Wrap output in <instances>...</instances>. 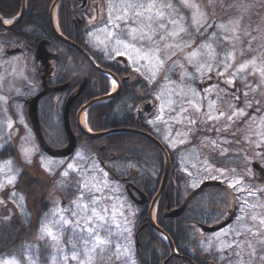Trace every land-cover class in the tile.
<instances>
[{
    "label": "rangeland",
    "instance_id": "rangeland-1",
    "mask_svg": "<svg viewBox=\"0 0 264 264\" xmlns=\"http://www.w3.org/2000/svg\"><path fill=\"white\" fill-rule=\"evenodd\" d=\"M92 8L90 46L125 58L155 87L148 123L178 153L188 188L218 181L233 193L228 211L237 206V219L204 248L225 264H264V188L252 173L253 163L264 168V0H97ZM6 51L0 45V152L13 146L18 162H0V227L14 212L27 217L15 186L20 166L38 159L46 174L77 175L84 190L71 209L57 196L45 216L49 264H135V210L124 187L80 151L67 160L43 154L24 106L38 92L34 59ZM38 252L37 243L0 264H41Z\"/></svg>",
    "mask_w": 264,
    "mask_h": 264
},
{
    "label": "trees",
    "instance_id": "trees-1",
    "mask_svg": "<svg viewBox=\"0 0 264 264\" xmlns=\"http://www.w3.org/2000/svg\"><path fill=\"white\" fill-rule=\"evenodd\" d=\"M55 1L26 0V13L20 22L10 29H5L0 24V45L7 49L14 46L25 49L50 37L53 38L50 11ZM88 1L89 11H93L92 6L97 0ZM22 4L23 0H0V19L2 21L16 20L21 13ZM79 6L77 0H61L57 7L60 32L66 38L71 36L74 30V20L81 13L78 11ZM88 16L90 21L88 19L83 21V27H88L89 22L97 19L98 14L91 12ZM60 44L62 43L56 37L53 46ZM32 49L35 48L32 47ZM92 58L100 69L118 78L122 89L114 99L95 104L88 109L87 125L95 135L113 134L102 139H90L77 129V113L83 107L110 95L111 83L82 57L73 58L75 60L70 65L62 56L58 66L59 76H72L73 79L62 78L55 83L69 84L67 96L61 94L60 96L63 97L59 100H56L58 95L48 96L39 105V117L43 129L53 127L62 142L50 144L44 132L46 141L51 148L56 150L67 147V137L63 129L64 105L68 97L74 96L84 79H87L84 92L76 100L70 112V125L77 138L78 151L91 160L103 163L107 172L115 179L128 180L151 202L158 195L163 182L166 166L163 154L154 143L144 137L116 132L132 130L154 135L144 117L143 108L154 101L156 89L142 77L135 76L129 67L113 68V61L102 55ZM125 78L129 80H124ZM39 84L37 80L38 91ZM140 114L143 115L142 118ZM163 145L170 162V175L156 208L157 225L171 240L180 256L193 259L199 264L203 261L215 260L210 259L209 255L202 256L204 252L199 247L200 233L195 224L209 226L219 224L232 204L233 193L227 187L207 189L190 204L180 218H166L168 212L177 210L183 205L188 196L185 187L188 183L181 173L177 161L178 153L171 151L165 144ZM8 160H18L17 151L13 146H7L0 152V162ZM39 165L36 159L32 166H20L21 173L15 191L25 200L27 217L24 219L18 212H14L8 222L0 227V257L23 259L27 248L38 243L40 263L49 264L52 248L45 242L40 243L45 216L51 210L57 196L61 197L64 205L71 209L74 202L83 194V185L77 175L70 174L69 177H63L61 170L52 175L46 174ZM148 210L149 205L145 208L138 207L137 217L140 219L143 215L147 218ZM140 245L138 264H164L170 259L171 249L151 227L141 233ZM215 256V261L222 263L219 261V254L216 253ZM184 262L182 259L175 258L168 264H183Z\"/></svg>",
    "mask_w": 264,
    "mask_h": 264
},
{
    "label": "water",
    "instance_id": "water-1",
    "mask_svg": "<svg viewBox=\"0 0 264 264\" xmlns=\"http://www.w3.org/2000/svg\"><path fill=\"white\" fill-rule=\"evenodd\" d=\"M60 0H56V2L54 3L52 9H51V14L52 12L54 11L55 7L59 4ZM80 3L82 4V8H85L86 5H87V0H80ZM25 15V0H23V8H22V13L20 15V18L19 20H21ZM52 17V15H51ZM1 25H3L5 28H11V27H6L2 22H1ZM55 32V35L56 37L66 43L67 45L69 46H72L74 47L75 49H77L79 52H81L82 56L98 71L100 72L101 74L103 75H107V76H110L112 77L115 82L119 85V90H121V86H120V83H119V80L114 77L112 74L110 73H107V72H104L103 70L99 69L95 64L94 62L92 61V59L90 58V56L88 54H86L82 49L78 48L77 46H75L74 44H72L70 41H67L65 38H63L62 36H60L58 33ZM46 45H48L47 42H42L39 46H38V49H37V52H36V55H35V58H36V61L37 63H40L42 69H43V72L44 74H48V70L50 68V62L51 61H58V58L56 56H51L49 55L47 52H46ZM21 51L18 49V50H14V51H8L7 52V55L8 56H13V55H16V54H19ZM119 61H122V62H125L126 60L124 58H118ZM46 76L43 78L42 80V92L37 95L35 98L31 99L29 102L26 103L27 107H28V117H29V120H30V123H31V126H32V130H33V133L35 135V138H36V141L38 143V146L39 148L41 149V151L46 155L48 156L49 158L51 159H54V160H63V159H68L69 157H71L75 151L77 150V140H76V137L74 136L71 128H70V123H69V114H70V110L73 106V104L75 103V101L77 100V98L84 92L85 90V87H86V81L83 83V85L81 86L78 94L75 96V97H72L70 98L65 107H64V126H65V131H66V134H67V137H68V140H69V143H68V146L62 150H54L52 149L48 144L47 142L45 141L43 135H42V131H41V127H40V122H39V116H38V108H39V103L41 102V100H43L45 97L51 95V94H54V93H58V92H61L63 90H65L67 88V85L66 86H63V87H59V88H49L47 86V82H46ZM120 92V91H119ZM119 92L116 93V94H111L103 99H100L98 101H95L93 103H91L90 105L84 107L78 117H77V120H78V123H79V126H80V118H81V115L82 113L88 109L89 107H91L92 105L94 104H97V103H102V102H107V101H110L112 99H114L115 97H117L119 95ZM152 106L151 105H147L145 108H144V112L146 114H150L151 111H152ZM80 130L82 131V133H84L86 136H88L90 139H101V138H105L113 133H106V134H99V135H93V134H90L88 132H85L83 131L81 128ZM116 133H131V134H135V135H138V136H141V137H144L146 139H148L149 141H151L152 143H154L159 149L160 151L162 152L164 158H165V163H166V167H165V175H164V180H163V183H162V187H161V190L160 192L158 193V195L155 197V199L153 200L152 202V207H151V210H154V208L156 207L163 191H164V188L166 186V183H167V179H168V176L170 174V163H169V158H168V155L166 153V150L165 148L163 147V145L158 141L156 140L153 136L149 135V134H146V133H141L139 131H130V130H125V131H118ZM252 173H253V178H254V184L256 187L258 188H264V169L257 163H254L252 165ZM126 182V181H124ZM222 184L219 183V182H214V181H211V182H206L204 183L199 190L195 191L194 193H192L187 199L186 201L184 202L183 206L178 209V210H175V211H172L167 217L168 218H171V219H177V218H180L184 213L185 211L187 210L188 206L190 205V203L195 199L197 198L198 196H200L204 190L206 189H209V188H222ZM130 188H133V186L130 184V186L126 187V190H127V193L130 197V199L136 203L137 205L139 206H143L146 204L147 200L145 199V197L140 193V198H141V201H138L134 198V196L132 195L131 191H130ZM237 207H234L233 211L230 212L228 218L222 222L221 224L217 225V226H214V227H203L201 226V230L205 233V234H216V233H219L223 230H225L226 228H228L233 222L234 220L236 219V216H237ZM152 226L154 227V229L159 233V235H161V237H164L166 239V241L169 243V247L171 249V253H172V256L170 258V260H172L174 257H177L176 255V251H175V248H174V245L173 243L170 241V239L162 232L160 231L156 226L155 224L153 223ZM169 260V261H170Z\"/></svg>",
    "mask_w": 264,
    "mask_h": 264
},
{
    "label": "flooded vegetation",
    "instance_id": "flooded-vegetation-1",
    "mask_svg": "<svg viewBox=\"0 0 264 264\" xmlns=\"http://www.w3.org/2000/svg\"><path fill=\"white\" fill-rule=\"evenodd\" d=\"M78 1V4H80L79 8H78V11L81 12L80 15H77L75 20H74V30L71 32V36L69 38H66L64 37L67 41H70L72 44H74L75 46H77L78 48L82 49L84 52H86L90 57H94V56H99L101 55L100 53L96 52L94 49H92V47L90 46L89 44V34H90V26L88 27H83L82 26V23L83 21L87 20V15L89 14L88 11H89V7H90V4H89V1L87 0V5L85 8H82V4L80 3V0H77ZM23 8V6H22ZM22 8H21V12H22ZM79 24V26H77ZM56 27L58 28V30L60 31V28H59V25H58V19H57V15H56ZM51 30L53 32V28L51 27ZM54 34V32H53ZM55 35V34H54ZM53 35V38L50 37V39H46V40H43L42 42H47L48 45H46L45 49H46V52L51 55V56H56L58 58V61H51L50 62V68L48 70V74L46 76V74H44L43 72V69L40 65V63H37V61L35 60V55H36V52H37V49H38V46L42 43H38L36 44L35 46H30L29 48H19L21 49V54H24V53H27L29 56L33 57L34 59V64H35V71H34V74H35V79L36 81L38 80L40 82L39 84V91L37 92V95L39 93L42 92V80L43 78L46 76V82H47V86L49 88H59V87H62V86H65V85H59V84H56L55 81L57 80H61L62 78H66V79H73L72 76H69V77H62V76H59V68L58 66L60 65L61 63V57L64 56L66 60V63L67 64H73V58H76V59H80L81 57L83 59H85L81 52H79L77 49H75L74 47L72 46H69L67 45L66 43L60 41L62 44L60 45H54L53 46V41L54 39L56 38L55 36ZM62 35V34H61ZM37 43V40L35 41ZM32 47H34L35 49L33 50ZM86 61V60H85ZM87 62V61H86ZM113 68H120V67H128V64L127 63H124V62H120L118 60H113ZM87 80V79H84V81ZM126 80V78L124 79ZM83 81V83H84ZM83 83L79 86V89L77 90L76 94L78 93V91L80 90L81 86L83 85ZM69 88V86L59 92V93H54L52 95H58V97L56 98V100H59L61 99L63 96H60L61 94L64 95V96H67V89ZM75 94V95H76ZM51 95V96H52ZM72 96H69V98H71ZM67 99V100H68ZM25 103V102H24ZM145 108V107H144ZM144 108H143V113H144V117H146L147 121L148 119L150 118V115L152 116V113L151 114H146L144 112ZM154 111V109H153ZM79 113V112H78ZM78 113L76 115V119H77V116H78ZM141 118L143 117L142 114L139 115ZM63 129H64V126H63ZM78 129V128H77ZM41 131H42V134H43V137L45 138V133H46V136H47V140L48 142H50V144H58L60 142H62V139L61 137H58V135L54 132V128L53 127H48V128H44L41 126ZM45 132V133H44ZM64 133H65V129H64ZM66 135V134H65ZM46 140V138H45ZM67 143H68V139H67ZM99 163V162H98ZM101 164V167L107 172L106 168H105V165L103 163H100ZM107 174L111 177L112 180L118 182L120 185H122L124 187V190H125V193H126V196L128 197L129 201H130V204L132 205L133 209L135 210V213H134V220H133V231H134V237H133V241H134V247H135V264H138V256H139V252H140V235L141 233L148 227H151L153 230L154 227L152 226V224L154 223L155 226L160 230L162 231L164 234L165 232L157 225V220H156V208L154 210H151V207H152V202H149L147 200L146 204L143 205V206H139L137 205L136 203H134L133 201L130 200L128 194H127V190H126V187L130 186V184L133 186V188H130V191L132 193V195L134 196V198L138 201H141V198H140V193H142L139 189H137L132 183H130L128 180L126 179H115L109 172H107ZM170 175V174H169ZM169 178V176H168ZM122 181H126V182H122ZM168 181V180H167ZM167 184V183H166ZM202 186V184H201ZM200 186V187H201ZM186 187V190L188 192V196L187 198L192 194L194 193L195 191L199 190L200 187H198L197 189L195 190H191L190 188H188V185L185 186ZM161 189V188H160ZM165 190V188H164ZM207 190V189H206ZM202 193L204 194L205 191ZM160 192V191H159ZM164 193V191H163ZM162 193V195H163ZM161 195V197H162ZM160 197V198H161ZM186 198V199H187ZM160 200V199H159ZM185 202V201H184ZM184 204V203H183ZM149 205V210H148V213H147V218L146 217H143V215H141L140 219L137 217V208H145L146 206ZM181 208V207H180ZM231 211H228L226 216L224 217V219L221 221H225L227 218H228V215ZM170 212H168L167 216L169 215ZM237 215H238V212H237ZM166 216V218H168ZM168 219H171V218H168ZM178 219V218H177ZM220 222V223H221ZM209 224V223H208ZM200 226H203V227H212V226H215V225H212V226H209V225H201V224H195V227L198 229L199 233H200V242H199V247L203 250L204 254L202 256H211L210 259H215L216 260V252L214 251H207L204 246H203V241L205 238L209 237V236H212L211 234H205ZM156 231V230H155ZM156 233L158 234V232L156 231ZM166 235V234H165ZM215 235V234H213ZM175 248V247H174ZM176 251V249H175ZM172 255V253H171ZM176 255L177 257H174L173 259L175 258H178V259H182V261H185L183 264H199L197 262H195L193 259H189L187 257H182L178 254V252L176 251ZM171 257V256H170ZM172 259V260H173ZM215 260H208V261H203L202 264H223L224 261H220L222 263H217ZM171 261V260H170ZM169 260L166 261V263L164 264H168L170 262Z\"/></svg>",
    "mask_w": 264,
    "mask_h": 264
},
{
    "label": "bare ground",
    "instance_id": "bare-ground-1",
    "mask_svg": "<svg viewBox=\"0 0 264 264\" xmlns=\"http://www.w3.org/2000/svg\"><path fill=\"white\" fill-rule=\"evenodd\" d=\"M14 23H8V24H6L7 26H11V25H13ZM112 79V78H111ZM113 93L114 94H116V93H118V91H119V85L117 84V83H113ZM86 114L85 113H83L82 115H81V118H80V128L83 130V131H85V132H89L88 131V129H87V126H86V121H85V116ZM163 239H165L164 237H163Z\"/></svg>",
    "mask_w": 264,
    "mask_h": 264
},
{
    "label": "snow or ice",
    "instance_id": "snow-or-ice-1",
    "mask_svg": "<svg viewBox=\"0 0 264 264\" xmlns=\"http://www.w3.org/2000/svg\"><path fill=\"white\" fill-rule=\"evenodd\" d=\"M153 7V5H151V4H149L148 5V9H151ZM159 15V14H158ZM3 23H12V20H6V21H3ZM171 23H176V21H171ZM161 27H163V25H161ZM133 31H135V29H133ZM181 31H183V28H181ZM125 47H127V45L125 46ZM118 55H123V53H117ZM193 55H195V53H193ZM161 63H162V61H161ZM242 68L244 67L243 65L241 66ZM113 83L115 84L116 82H115V80L113 79ZM159 98V97H158ZM221 115H223L222 113H221ZM211 118V117H210ZM230 187H233L234 185H232V184H230L229 185ZM87 206L85 205V208H86ZM93 214L95 215V210L93 209ZM100 219H104L103 217H100ZM66 223H69L68 221H65ZM89 223L91 222V221H88ZM77 223H79V221H77ZM101 243H102V241H101Z\"/></svg>",
    "mask_w": 264,
    "mask_h": 264
}]
</instances>
